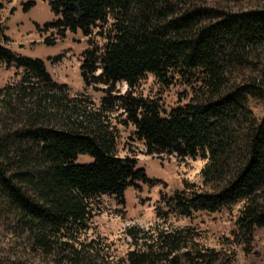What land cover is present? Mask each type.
<instances>
[{
  "label": "trees",
  "instance_id": "obj_1",
  "mask_svg": "<svg viewBox=\"0 0 264 264\" xmlns=\"http://www.w3.org/2000/svg\"><path fill=\"white\" fill-rule=\"evenodd\" d=\"M44 1L55 19L41 32L89 38L85 84L108 91L128 85L114 105L120 103L149 156L206 160L202 186L186 182L172 196L161 194L158 216L166 222L172 214L192 218L243 204L233 241L248 250L264 228V116L259 120L248 103H264V0ZM242 3L253 6L229 7ZM0 64L24 71L19 83L0 89V227L17 246V261L1 264H114L96 240H82L91 204L103 196L124 199L138 182H154L136 158L116 154L111 132L81 120L67 104L68 85L55 81L44 61L0 46ZM148 74L165 86L182 79L191 89L187 102L167 113L160 99L134 96ZM80 155L93 162L77 163ZM156 230L117 264L229 263L220 252L201 251L185 229ZM138 233L128 232L136 242Z\"/></svg>",
  "mask_w": 264,
  "mask_h": 264
},
{
  "label": "rangeland",
  "instance_id": "obj_2",
  "mask_svg": "<svg viewBox=\"0 0 264 264\" xmlns=\"http://www.w3.org/2000/svg\"><path fill=\"white\" fill-rule=\"evenodd\" d=\"M32 1L36 5L26 11V5ZM252 6L251 3H242L229 7L238 11ZM54 19L47 1L6 0L1 13L0 46L22 57L44 61L53 79L68 85L67 104L76 108L81 120L88 122L87 118H90L111 132L115 138L116 154L122 158H136L139 167L145 169L149 179L154 182H138L136 187L126 191L124 199L103 196L93 201L90 229L83 234L82 240H96L101 256L117 264L129 252L142 249L143 242L151 240L149 236L156 229H185V233L199 244L201 251L214 250L220 252L224 259H229V263L225 264H264V228L256 232L255 240L248 250L233 241L243 204L216 213L198 212L192 218L172 214L166 222L161 213L158 216L159 209L164 208L159 204L161 194L172 196L183 190L186 182L202 186L201 171L206 160L201 157L181 159L168 153L149 156L145 144L137 139L136 128L121 109L120 103L114 105L115 98L127 93L128 85L118 83L113 91H108V87L103 84L87 86L81 76V65L83 52L89 48V38L84 37L80 31H68L64 38L55 37L56 30L41 32ZM54 38L57 39L52 45L45 42ZM92 40L100 45L105 42L96 36ZM23 75L22 69L0 64V89L8 84L19 83ZM131 93L136 97L160 99L164 111L169 113L187 102L191 89L179 77L170 86H165L154 75L148 74ZM248 103L261 120L264 116V103L253 97L249 98ZM92 162L93 158L88 155H80L77 160L80 164ZM134 228L142 230V233H138V242L128 234ZM15 245L14 240L0 227V264L5 258L9 259L3 263L7 260L14 263L17 261L11 256L17 248Z\"/></svg>",
  "mask_w": 264,
  "mask_h": 264
}]
</instances>
